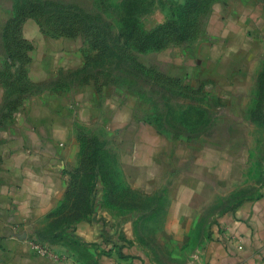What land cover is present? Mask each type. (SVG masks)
I'll use <instances>...</instances> for the list:
<instances>
[{
	"label": "rangeland",
	"instance_id": "rangeland-1",
	"mask_svg": "<svg viewBox=\"0 0 264 264\" xmlns=\"http://www.w3.org/2000/svg\"><path fill=\"white\" fill-rule=\"evenodd\" d=\"M29 16L51 31L80 36L90 71L108 87L133 92L138 116L157 131L202 152L218 151L204 155L215 173L204 175L201 190L180 193L177 175L135 189L119 172L118 144L98 141V127L83 132L75 167L78 213L88 201L91 213L102 202L123 223L132 221L133 237L121 234L117 249L100 254L128 259L133 253L137 264H204L219 219L260 195L264 0H0V92L7 96L24 87L15 28Z\"/></svg>",
	"mask_w": 264,
	"mask_h": 264
},
{
	"label": "crops",
	"instance_id": "crops-1",
	"mask_svg": "<svg viewBox=\"0 0 264 264\" xmlns=\"http://www.w3.org/2000/svg\"><path fill=\"white\" fill-rule=\"evenodd\" d=\"M15 37L19 49L14 59L22 63L24 87L10 96L0 92V264H88L92 259L94 264H137L133 253L128 259L100 254L117 249L122 235L133 237L131 219L123 223L102 204V182L97 185L99 209L75 217L82 133L98 127V141L118 144L119 172L135 189L177 175L180 193L201 190L204 175L215 173L204 155L216 157L218 151H199L138 116L133 92L108 87L90 71L80 36L51 31L29 16L17 25ZM30 241L66 249L71 258L62 263L36 256ZM204 264H264L260 195L219 219Z\"/></svg>",
	"mask_w": 264,
	"mask_h": 264
},
{
	"label": "built area",
	"instance_id": "built-area-1",
	"mask_svg": "<svg viewBox=\"0 0 264 264\" xmlns=\"http://www.w3.org/2000/svg\"><path fill=\"white\" fill-rule=\"evenodd\" d=\"M260 197L264 199V176L259 187ZM240 247V245H238ZM30 249L36 256H44L54 259L58 262H67L71 258V254L62 248H54L51 245L40 244L34 241H30Z\"/></svg>",
	"mask_w": 264,
	"mask_h": 264
},
{
	"label": "trees",
	"instance_id": "trees-1",
	"mask_svg": "<svg viewBox=\"0 0 264 264\" xmlns=\"http://www.w3.org/2000/svg\"><path fill=\"white\" fill-rule=\"evenodd\" d=\"M25 18H26V17H25ZM25 18H24V19H25ZM24 19H23V20H24ZM23 20H22V21H23ZM22 21H20V22H22ZM20 22H19V23H20ZM19 23H18V24H19ZM18 24H17V25H18ZM17 25H16V27H17ZM15 30H16V28H15ZM55 31H56V32H59V33H67V34H70V35H75V34H72V33L67 32L65 29H61V28H60V29L58 28V29L55 30ZM90 140H93V139H90ZM99 181L102 182L101 180H99ZM99 181H98V182H99ZM97 184H98V183H97ZM78 189H79V187H78L77 184H76V189H75V217H77V218L80 217V216H82L84 213H86V212H88V211L91 213V209L88 207V206H90V202H89V201L87 202V205H86V206H87V208H86L87 210H86V211H83L81 214L78 213V211L81 209L80 206H79V201L76 200V195H77V191H78ZM78 206H79V207H78ZM82 210H83V209H82ZM108 257H109V256H108ZM131 258H132V257H131ZM133 258H135V256H133ZM136 258H137V257H136ZM131 262H133V259H132ZM112 263H113V264H118V263H114L113 261H112Z\"/></svg>",
	"mask_w": 264,
	"mask_h": 264
}]
</instances>
